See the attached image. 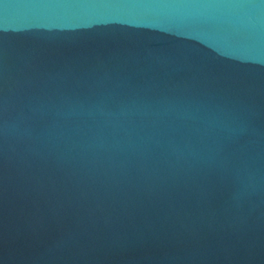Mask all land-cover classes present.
Segmentation results:
<instances>
[{
  "label": "water",
  "instance_id": "95a60500",
  "mask_svg": "<svg viewBox=\"0 0 264 264\" xmlns=\"http://www.w3.org/2000/svg\"><path fill=\"white\" fill-rule=\"evenodd\" d=\"M186 264H264V182Z\"/></svg>",
  "mask_w": 264,
  "mask_h": 264
}]
</instances>
